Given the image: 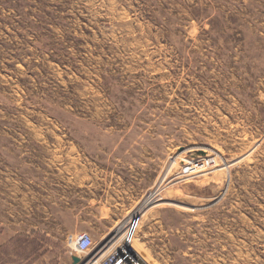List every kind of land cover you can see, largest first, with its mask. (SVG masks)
Listing matches in <instances>:
<instances>
[{"label":"rangeland","instance_id":"1","mask_svg":"<svg viewBox=\"0 0 264 264\" xmlns=\"http://www.w3.org/2000/svg\"><path fill=\"white\" fill-rule=\"evenodd\" d=\"M137 211L146 264H264V0H0V264Z\"/></svg>","mask_w":264,"mask_h":264},{"label":"built area","instance_id":"2","mask_svg":"<svg viewBox=\"0 0 264 264\" xmlns=\"http://www.w3.org/2000/svg\"><path fill=\"white\" fill-rule=\"evenodd\" d=\"M211 165V160H198L192 165H187L184 172L187 175L203 172ZM143 218L140 211L132 213L123 224L98 243H95L89 233H81L76 241L77 250L86 254L85 258H80L81 264H146L134 250Z\"/></svg>","mask_w":264,"mask_h":264},{"label":"water","instance_id":"3","mask_svg":"<svg viewBox=\"0 0 264 264\" xmlns=\"http://www.w3.org/2000/svg\"><path fill=\"white\" fill-rule=\"evenodd\" d=\"M73 264H81V259L79 257L73 256L72 257Z\"/></svg>","mask_w":264,"mask_h":264},{"label":"bare ground","instance_id":"4","mask_svg":"<svg viewBox=\"0 0 264 264\" xmlns=\"http://www.w3.org/2000/svg\"><path fill=\"white\" fill-rule=\"evenodd\" d=\"M123 226V225H122ZM77 241V240H76ZM76 246H77V242H76ZM75 249V253L77 255H80V252L77 250V247L74 248ZM79 258L83 259L81 256H79Z\"/></svg>","mask_w":264,"mask_h":264}]
</instances>
